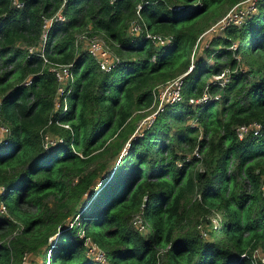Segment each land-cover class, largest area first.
I'll list each match as a JSON object with an SVG mask.
<instances>
[{
    "label": "trees",
    "instance_id": "16d2710c",
    "mask_svg": "<svg viewBox=\"0 0 264 264\" xmlns=\"http://www.w3.org/2000/svg\"><path fill=\"white\" fill-rule=\"evenodd\" d=\"M237 1L0 0V118L9 128L0 139V264H19L23 251L40 252V264H100L86 253L87 237L108 264H264L252 255L264 252V0L194 55L198 35ZM59 7L65 19L46 28L43 60L27 46ZM133 17L142 31L129 32ZM87 25L107 41L109 70L74 44ZM145 29L170 39L155 44ZM52 62L70 63L65 108H54ZM223 67L219 84L211 76ZM183 72L181 100L130 135L133 112ZM204 88L209 98L188 101ZM250 121L259 134L238 138L235 126ZM44 133L55 140L43 144ZM193 147L198 155L187 156ZM113 148L111 169L88 168ZM210 209L220 219L203 236L200 215ZM137 212L144 231L131 225Z\"/></svg>",
    "mask_w": 264,
    "mask_h": 264
},
{
    "label": "built area",
    "instance_id": "2783aa9c",
    "mask_svg": "<svg viewBox=\"0 0 264 264\" xmlns=\"http://www.w3.org/2000/svg\"><path fill=\"white\" fill-rule=\"evenodd\" d=\"M244 1L243 5H240ZM64 2V0H61V5ZM11 4L14 5L15 7H21L22 5V0H11ZM60 7L54 11L51 16L47 17L44 19V22L42 24V32L41 36L39 37L37 43L35 45H29L27 46V50L32 52L33 50L37 51L35 52L38 54L40 57L43 58V60H46L44 54H43V49H44V42H45V30L50 24L52 20H59L62 21L65 19V16L60 12ZM256 8V0H239L235 3H233L215 22L210 24L201 34L205 32H209L211 30H218L222 31L224 27L227 24L230 23H239L241 22L242 18L244 15H246L248 12H252L250 10H255ZM138 14V12L136 11ZM129 32H139L142 31V28L140 24L136 21V19H132L129 22ZM90 31L89 26L87 25L85 29L81 30L78 32L75 37H74V44L77 46L80 40H83L85 38V49L88 52L90 56L93 57L95 60L96 65L98 66L99 69L102 70H109L111 65H112V60L110 58L111 51L108 48V45L105 43V41L97 36L96 34L92 33L90 35H87V32ZM144 36L148 38L151 42L155 44L159 43H165L170 39V35L164 34V33H159V32H152L150 30H143ZM231 48H235V44L232 42L230 44ZM194 48V47H193ZM69 65L70 63H59V62H52L49 63L47 68L51 70L56 77L57 81V87H56V93H55V98H54V108L62 107L65 108L66 102L64 97L60 99V96L64 92L63 90L65 89L66 83L70 79L71 75L69 72ZM190 67V66H189ZM229 69L227 67L221 68L219 71L215 72L212 74L213 79L218 80L219 84H222L225 80H227ZM185 72L170 78L169 80H166L164 83L158 84L153 92V98L154 94L156 92L157 96V105L155 108V112L159 109H161L162 105L165 102H172V101H177L181 100V76ZM24 83H28L26 80ZM161 85V86H159ZM209 92L204 88L201 91V94L196 97L192 98L189 97L188 101L193 103L196 101H203L207 98H209ZM214 98L217 97V93L213 95ZM153 114H150L147 116V122L146 124H149V122L152 120ZM58 125L68 127V124L65 122H58L56 121ZM261 129V125L257 121H250L247 123H240L235 126V133L238 138H243L245 135L248 133H251V135H257L259 134ZM0 131L2 132V136L6 133L9 132V128L5 122L2 121L0 118ZM55 140V136L52 137L48 134L43 135V144H48L52 143ZM193 153L195 155H198V152L196 151V148L193 149ZM263 186V183H262ZM131 225L135 227L137 230L142 231L145 226H146V221L141 215L140 212L135 213V215L131 219ZM216 225V224H213ZM200 227V234L203 235L205 234V230H202L203 228ZM89 243H87V240L85 239V245H86V253L90 254L94 259L98 260L101 264H108L103 251L93 242L88 240ZM164 248H160L159 251H162ZM258 248L253 250V258L254 261H259V262H264V252L261 251V249L257 250ZM89 251V253L87 252ZM257 250V251H256ZM256 251V252H255ZM24 257V255H23ZM160 264V263H159Z\"/></svg>",
    "mask_w": 264,
    "mask_h": 264
},
{
    "label": "rangeland",
    "instance_id": "374dc122",
    "mask_svg": "<svg viewBox=\"0 0 264 264\" xmlns=\"http://www.w3.org/2000/svg\"><path fill=\"white\" fill-rule=\"evenodd\" d=\"M246 2H248V0H246ZM243 4H244V1L242 3H240V5H243ZM228 8L229 7L227 5H223V7L219 10L218 15L217 16L215 15L213 18H216V17L222 15ZM250 11L253 12L255 10L253 9V10H250ZM135 14L137 16V13L136 12H135ZM221 32L222 31L211 30V31H209L207 33H203V34L200 33L198 35V37H197V45H196L195 50H194V55L197 54V53H201V54L204 55L205 52L202 50V46L204 45L205 42H207L209 40V38L211 36V33H221ZM92 33L96 34L97 36H99L100 38H102L105 41V43H107V41L103 37L102 32L89 31V32H87V35H90ZM85 40H86L85 38H83V40H80L79 43H78V45H77V48H79V49H85V46H86ZM21 45H22V43H21ZM22 46H25V44H23ZM235 53H236V57H237V65H238V68H243V66H244L243 63L245 61L244 60V56L242 55L241 52H235ZM190 56H191V53H190ZM212 60H214V58L211 55H208L207 56V61L212 62ZM10 67H12V65L7 66L6 68H10ZM161 85H159V86H161ZM157 101H158V99H157L156 92H155L154 98L152 100V103L149 106H147L144 109L136 110L135 112H133V114H132V120H131L132 123H133V128L131 130V134L130 135L139 133L141 131L142 126L145 125L146 122H147L146 121L148 119L147 116H149L150 114H153L154 115L155 108H156V105H157ZM1 138H2V132L0 131V139ZM108 140L109 141H112L113 140V137L111 139H108ZM106 142H104V144H106ZM125 144H126V142H121V148H123L124 146H126ZM194 148L195 147H193L190 152H187L186 153L187 156H190L192 154V151H193ZM99 149H95L94 152L96 153ZM116 153H117V148H113L111 151L98 154L90 162L88 168L90 169L92 167H97L99 165H103V169L104 168H105V170L111 169L112 166H114L113 164L115 163V160L117 159V156H118V154H116ZM194 164H195V168H198V169L201 168V164H200L199 161L195 162ZM74 178H73V180H74ZM262 180H263V182H262L263 183L262 189L264 190V178ZM192 199H195V198L192 197ZM47 202H48L49 206H51L54 203L53 197L52 196H48ZM0 210L2 212H4L5 211V208L2 205H0ZM218 213H217L216 210L210 209L209 211L204 212V213H202V215H200V217L201 216H204L205 217V221L204 220H201V227L203 228L202 230H205V228L209 227L210 225H213V224H216L217 225L218 224L219 219H220V215ZM69 218H70V215L67 216V219L66 220H68ZM144 230H145V228L142 231H144ZM15 232H16V230H14L12 233H10V236L12 237ZM218 233L220 234V232H218ZM204 235L205 234H203V236ZM48 238L49 239H52L53 237L52 236H49ZM86 240H87V243H89L88 240H90V239L88 237L86 238ZM41 249H42V247H41ZM87 252L89 253L88 250H87ZM22 253H23L22 254V257L19 259V264H40V262H41L40 252L23 251ZM23 255H24V257H23ZM158 257H159L158 259L162 261V259H163L162 258V255H160V256L158 255ZM46 261L47 260H45V263H46Z\"/></svg>",
    "mask_w": 264,
    "mask_h": 264
},
{
    "label": "crops",
    "instance_id": "0c3cea01",
    "mask_svg": "<svg viewBox=\"0 0 264 264\" xmlns=\"http://www.w3.org/2000/svg\"><path fill=\"white\" fill-rule=\"evenodd\" d=\"M205 33H207V32H205Z\"/></svg>",
    "mask_w": 264,
    "mask_h": 264
}]
</instances>
